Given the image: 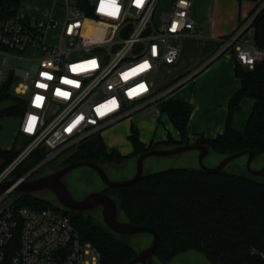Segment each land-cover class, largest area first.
<instances>
[{
	"label": "built area",
	"instance_id": "1",
	"mask_svg": "<svg viewBox=\"0 0 264 264\" xmlns=\"http://www.w3.org/2000/svg\"><path fill=\"white\" fill-rule=\"evenodd\" d=\"M0 1L10 4L0 5V89L10 82L11 93L24 100L19 132L30 139L0 181L39 147L48 150V163L167 100L214 59L234 58L248 69L264 63V49L253 40L257 9L220 39L208 63L158 91L150 79L176 62L184 36L197 33L190 0H61L59 22L54 4L33 18L23 14V0ZM27 51L33 54L20 56ZM10 60L18 66L8 68ZM249 254L264 261L262 250ZM0 264H100V253L60 211L6 205L0 208Z\"/></svg>",
	"mask_w": 264,
	"mask_h": 264
},
{
	"label": "trees",
	"instance_id": "2",
	"mask_svg": "<svg viewBox=\"0 0 264 264\" xmlns=\"http://www.w3.org/2000/svg\"><path fill=\"white\" fill-rule=\"evenodd\" d=\"M0 5L10 4L0 1ZM253 26L254 43L264 49V8L256 15ZM234 62L240 89L228 102L224 131L214 139L191 136L187 125L192 106L170 97L158 103L157 107L178 131L179 142L168 139L161 145L145 148L132 126L128 139L133 152L129 156H121L116 151H107L100 134L95 133L73 146L72 153L60 167L87 161L106 171L123 162H135L139 155L151 149L188 144L204 145L210 152L223 157L250 151L256 157L264 158V63L248 69ZM10 86L9 82L0 89V102L14 101L16 105L0 108V119L22 117L25 112L24 100L13 95ZM247 99L252 101L251 109L243 129L238 130L234 126V114ZM26 140L29 143L30 139ZM21 151L22 147L17 148L15 144L9 151L0 149V174ZM48 153L46 148H37L8 176L21 178L43 161ZM103 192L116 200L119 215L125 222L152 228L159 235V245L148 264H170L176 257L189 252L199 253L207 264H264V261L249 254L250 248L264 251V179L244 177L225 170L209 174L201 169H169L143 174L134 184L105 188ZM11 205L35 210L50 208L68 216L80 239L99 251L100 264H126L137 254L122 236L112 233L88 213L67 211L56 202L40 196L18 195Z\"/></svg>",
	"mask_w": 264,
	"mask_h": 264
},
{
	"label": "crops",
	"instance_id": "3",
	"mask_svg": "<svg viewBox=\"0 0 264 264\" xmlns=\"http://www.w3.org/2000/svg\"><path fill=\"white\" fill-rule=\"evenodd\" d=\"M190 1L191 16L195 21L197 33L182 38L179 56L176 62L169 66L171 73H174L173 77L178 76L172 80L173 82L208 63L217 52L220 39L231 35L241 22L257 11L262 2V0ZM234 61L226 57L214 59L198 72L192 83L185 84L173 93V99L190 104L193 108L187 125L191 136L199 135L210 140L224 131L228 102L240 89V81L234 73ZM161 77L163 79L165 74L162 73ZM172 81L163 82L167 86ZM153 113L149 119L135 121L136 123L130 116L101 131L100 136L107 151H116L121 156L131 155L133 147L128 137L132 126L136 128L138 139L145 148L161 145L168 139L179 142V133L168 116L160 113L157 105L154 106ZM18 133L19 127L12 146L0 149L11 150Z\"/></svg>",
	"mask_w": 264,
	"mask_h": 264
},
{
	"label": "rangeland",
	"instance_id": "4",
	"mask_svg": "<svg viewBox=\"0 0 264 264\" xmlns=\"http://www.w3.org/2000/svg\"><path fill=\"white\" fill-rule=\"evenodd\" d=\"M61 3H62L61 0H23L22 11L24 15L26 16L28 15L35 18L39 16V13H41V11L44 10L46 7H52V5L54 4L56 6L55 19L56 21L59 22L61 16H60L59 7H57L58 5L56 4H61ZM57 31L58 29H55V31L52 32L50 36L54 37ZM31 54H33L32 51H27L22 53L20 56L27 57L30 56ZM34 54L37 57L40 56L39 52ZM1 63H2V57L0 56V66ZM17 66H18V61L16 60L9 61L8 68H16ZM162 73L165 74V77L163 79L161 77ZM173 75L174 73L173 72L171 73V69L169 68V66H162L159 72L155 74L150 80L154 83L155 89L161 91L166 86L164 85L165 82L163 81L171 82L172 80L178 77L177 76L174 78ZM162 82L163 84L161 85ZM15 105L16 103L14 101L0 102V108H7ZM251 105H252L251 100L249 99L245 100L242 103L240 110H238V112L234 114V118H235L234 126L236 129L238 130L243 129L244 124L248 118ZM154 106L156 105L153 104L142 110L136 111L131 115L130 118H132L134 122L135 121L139 122L144 119H149L154 114L153 113ZM20 119L21 117H6L1 119L0 121V124L2 126V131L0 133L1 148H10L12 146L14 136L19 127ZM26 139L28 138L23 135L22 136L19 135L15 143V146L17 148L22 147L23 150L28 145ZM72 149L73 147L66 149L59 156L53 159L54 162L52 163L48 162V164H44L43 166L35 170L29 177L34 176L36 174L48 173L60 169L61 163L72 153ZM223 158L224 157L219 154L210 152L204 158L203 162L207 167H214ZM246 161H247V155L241 156L235 159L234 161L230 162L224 168V170L226 172L237 174L240 176L254 178L255 176H252L246 168ZM8 167L9 165L5 168V170ZM261 168H264V158L256 157L251 163V169L259 170ZM169 169H190V170L200 169L198 163V152L188 151L177 156L166 157V158L149 157L144 161L143 174L150 175V174L163 172ZM106 173L109 179L112 181L128 180L132 178L135 174V162L132 161H128L127 163L123 162V164L117 166L115 169L112 167L107 168ZM8 178L11 179V176L10 177L8 176ZM256 178L258 180H262L264 179V176H256ZM64 182L66 183L68 189L75 196V198L78 199H81L82 197L86 196L91 192L101 191L104 188V185L99 179L97 173L86 167L76 168L70 173H68L64 178ZM17 196L18 195L15 192H11L10 194H8L4 198V201L0 204V208L14 203ZM39 196L54 201L53 196L51 194H42ZM88 214H90L94 219L102 222L100 210L91 211L88 212ZM119 220L125 222L124 218L120 215H119ZM152 240L153 238L149 234H138V235L123 237V241L126 242V244L130 245L132 248H134L137 252L148 248L151 245ZM170 264H207V262L205 258L199 253L189 252L176 257Z\"/></svg>",
	"mask_w": 264,
	"mask_h": 264
},
{
	"label": "water",
	"instance_id": "5",
	"mask_svg": "<svg viewBox=\"0 0 264 264\" xmlns=\"http://www.w3.org/2000/svg\"><path fill=\"white\" fill-rule=\"evenodd\" d=\"M264 8V3L258 8L257 14ZM256 14V15H257ZM188 151L198 152L199 168L209 174H218L224 170V168L235 159L247 155L246 168L252 176H264V168L259 170H252L251 163L256 158V155L250 151H243L234 153L224 157L216 166L207 167L203 160L210 153L208 147L204 145H182L173 148H156L151 149L143 154L139 155L135 160V174L132 178L124 181H112L109 179L106 171L92 163L87 161L76 162L67 166H64L56 171L44 173L35 176L32 179L28 177L39 167L47 162V158L33 167L29 172L23 175L19 179L5 178L0 181V193L1 196L15 192L17 195H29L39 196L42 194H51L54 202H56L61 208L74 212V213H88L91 211L100 210L102 223L112 233L127 237L138 234H149L153 240L151 245L137 252L136 256L128 261L126 264H147L148 260L153 256L156 248L159 245L160 238L157 232L149 227L136 226L129 222H122L119 220V209L116 200L105 194L102 191H95L87 194L82 199H75L72 192L68 189L64 178L68 173L76 168L86 167L96 172L99 179L105 186V188H120L129 186L136 183L143 176L144 161L149 157L166 158L180 155Z\"/></svg>",
	"mask_w": 264,
	"mask_h": 264
},
{
	"label": "flooded vegetation",
	"instance_id": "6",
	"mask_svg": "<svg viewBox=\"0 0 264 264\" xmlns=\"http://www.w3.org/2000/svg\"><path fill=\"white\" fill-rule=\"evenodd\" d=\"M62 168V167H61ZM41 174H44V173H41ZM41 174H36V175H34V176H31V177H28V179H32V178H34L35 176H38V175H41ZM105 189V186H104V188L101 190L102 192H103V190ZM73 197L75 198V196L73 195ZM83 198V197H82ZM81 198V199H82ZM75 199H78V198H75ZM150 260V259H149ZM149 260H148V262H147V264L149 263Z\"/></svg>",
	"mask_w": 264,
	"mask_h": 264
}]
</instances>
